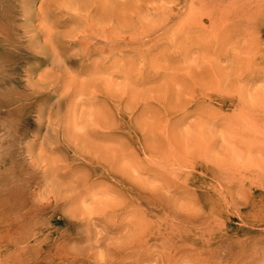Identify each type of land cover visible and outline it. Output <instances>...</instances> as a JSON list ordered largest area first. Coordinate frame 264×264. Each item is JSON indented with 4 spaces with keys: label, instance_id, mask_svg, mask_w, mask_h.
Wrapping results in <instances>:
<instances>
[{
    "label": "rangeland",
    "instance_id": "1",
    "mask_svg": "<svg viewBox=\"0 0 264 264\" xmlns=\"http://www.w3.org/2000/svg\"><path fill=\"white\" fill-rule=\"evenodd\" d=\"M53 2L0 0V264H264V0H75L94 57Z\"/></svg>",
    "mask_w": 264,
    "mask_h": 264
},
{
    "label": "bare ground",
    "instance_id": "2",
    "mask_svg": "<svg viewBox=\"0 0 264 264\" xmlns=\"http://www.w3.org/2000/svg\"><path fill=\"white\" fill-rule=\"evenodd\" d=\"M30 1L31 0H25V3L23 5L26 6V3H29ZM80 6L84 7L83 4L82 5L80 4ZM81 9H78V5H77V2H75V0H54L53 5H52V9L47 14L46 19L51 17V12L57 11L56 13L59 12L60 14H64L63 17L65 15L70 16L69 17L70 21H74L75 26L77 24V27L81 28V29L76 34L71 30H69V32L68 31L67 32L59 31V29L62 28L63 26L66 25V27H67V24L69 23V22H67V20H64V19L61 20V18H59L55 24L50 23L49 26H47V28L45 27L47 40L45 41L44 44H42V46L40 45L38 48V50L42 51V54H44L46 57L47 56L53 57L54 54L56 53V55L58 54L59 56L67 57L66 55L70 54L68 52L69 49L67 52H65L64 50H66V49L61 47L62 46L61 44H65L66 42L64 43L63 39L66 37H67V39H69L68 36L72 33H74V34L71 36V39L73 38L74 41H73V43L70 42L71 44H67V45L70 48L73 47L74 45H76V46L78 45L80 47V51L77 52V54L75 55L76 57H94L96 53H99V50L96 48V47L99 48V22H97V21L94 22L95 20L91 21L90 20L91 18L89 17L91 13L88 14L87 12H84V10L81 11ZM85 11H86V9H85ZM77 19L83 20V23ZM52 22H53V20H52ZM69 25H70V23H69ZM70 29H71V27H70ZM78 33H79V35H77ZM32 46H34V45H32ZM38 50L35 51V54L38 53ZM48 51H52V52H48ZM55 51H58V53ZM75 52H76V50H75ZM71 57H73V56H71Z\"/></svg>",
    "mask_w": 264,
    "mask_h": 264
},
{
    "label": "clouds",
    "instance_id": "3",
    "mask_svg": "<svg viewBox=\"0 0 264 264\" xmlns=\"http://www.w3.org/2000/svg\"><path fill=\"white\" fill-rule=\"evenodd\" d=\"M45 119L46 117H42V121L40 124L44 125L45 131H46L47 124L44 122ZM0 129H2L0 130V150H2L0 151V156H3L6 153V143L5 142L8 140H11L14 137L15 132L14 130L10 129V127L7 124H0ZM73 245H76V244H73Z\"/></svg>",
    "mask_w": 264,
    "mask_h": 264
}]
</instances>
